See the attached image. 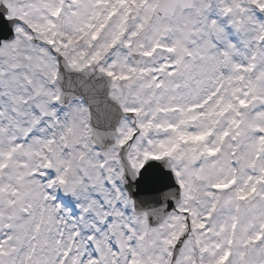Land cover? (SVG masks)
I'll list each match as a JSON object with an SVG mask.
<instances>
[{
    "label": "snow or ice",
    "instance_id": "obj_1",
    "mask_svg": "<svg viewBox=\"0 0 264 264\" xmlns=\"http://www.w3.org/2000/svg\"><path fill=\"white\" fill-rule=\"evenodd\" d=\"M0 264H264V0H0Z\"/></svg>",
    "mask_w": 264,
    "mask_h": 264
}]
</instances>
